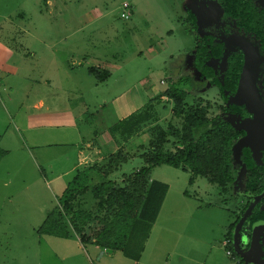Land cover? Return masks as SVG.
I'll return each instance as SVG.
<instances>
[{"label":"rangeland","instance_id":"1","mask_svg":"<svg viewBox=\"0 0 264 264\" xmlns=\"http://www.w3.org/2000/svg\"><path fill=\"white\" fill-rule=\"evenodd\" d=\"M123 3L131 7L128 18L120 16ZM190 13L196 17L197 30L186 17ZM220 13L213 0H0V49L13 50L8 60L0 56V64L8 61L26 66L25 72L33 66L34 77L49 78L53 109L60 119L55 122L59 127L55 128L54 143L43 148L49 163L38 155L40 148L32 149L31 158L19 157L20 164L11 157L0 163V264H98L93 244H82L70 228L65 238L38 230L47 213L56 211L63 190L76 174V169L69 170L78 163L76 144L59 142L82 137L92 140L94 131L125 120L152 102L155 121L144 124L126 143H117L105 134L101 143L93 142L99 148L94 147L96 153L90 161L77 166L82 170L95 163L105 165L120 147L127 159L109 177L120 182L132 174L144 164L140 154L148 148L153 125L179 127L181 118L172 112L173 101L162 93L180 75L201 82L192 65V53L203 27L216 23ZM211 64L220 70L224 65L216 60ZM90 66L108 75L99 81L88 72ZM192 86L195 88L193 81L182 87L190 90ZM190 91L185 110L202 103L209 106L208 116H225L216 86L206 84ZM164 149H174L170 136ZM164 175L175 182L176 177L183 179L182 184L171 183L159 221L179 198L177 205L194 210L197 226L203 225L207 236L210 234L207 239L215 245L205 263L238 264L240 256L227 255L221 240L240 201L242 206L247 199L243 196L244 171L227 192L205 176L187 183L186 172L168 165L153 168L150 177ZM179 184L193 199L179 193ZM93 205L88 191L81 197L80 207L91 209ZM155 237L156 233L151 243ZM105 255L106 264H115L117 253Z\"/></svg>","mask_w":264,"mask_h":264},{"label":"trees","instance_id":"2","mask_svg":"<svg viewBox=\"0 0 264 264\" xmlns=\"http://www.w3.org/2000/svg\"><path fill=\"white\" fill-rule=\"evenodd\" d=\"M215 1L221 9L220 24L212 33L196 39L192 53V65L201 82L196 84L191 75H180L162 93L173 101L172 112L181 118L179 127L170 124L165 129L158 123L154 124L148 148L140 154L144 164L120 182L109 177L127 159L120 147L108 156L105 165L95 163L82 170L76 169L72 181L63 190L58 208L47 213L39 226V233L65 238L70 228L82 244L91 243L99 248L118 250L123 256L138 260L168 189L166 183L151 179L154 167L168 165L186 171L190 175L189 183L193 182L194 177L205 176L210 182L219 185L223 192H227L229 185L235 182L238 173L244 168V191L248 198L240 214L249 201L264 190V153L260 161H255L249 146H243L238 159L235 157L233 147L243 137L244 131L236 130L219 114L208 116L207 104L198 103L191 109H184L190 90L202 88L206 84L216 86L224 101L235 93L244 61L242 51L237 49L227 54L225 70L220 77L211 64V60H222L227 47L226 38L221 36L228 37L231 33L243 36L259 51L255 86L264 103V7L255 0ZM186 17L192 28L197 30L195 15L190 13ZM87 70L99 81L108 75V72L100 73L93 66ZM192 81L195 88L192 86L190 90H185L182 87L191 85ZM161 97L158 95L156 98ZM228 107L225 110L232 112L241 109V106L231 102ZM156 117L154 105L149 102L144 104L142 110L111 125L107 130L117 143H126L144 124L155 121ZM168 136L172 138L173 150L164 149ZM88 191L91 192L94 205L91 209H83L80 199ZM184 193L188 194L186 191ZM240 214L233 215V221L226 226L223 236L227 240L225 249L231 254H236L232 239ZM260 219L264 220V196L240 227L239 236L243 242L246 241L245 247L252 223ZM240 248L244 249L241 245ZM238 264H242L241 257Z\"/></svg>","mask_w":264,"mask_h":264},{"label":"crops","instance_id":"3","mask_svg":"<svg viewBox=\"0 0 264 264\" xmlns=\"http://www.w3.org/2000/svg\"><path fill=\"white\" fill-rule=\"evenodd\" d=\"M12 51L9 48H2L0 49V56L3 55L8 60ZM23 68L27 67L18 66L16 63L8 61L0 64V163L3 164L5 158L11 157L17 158L18 160H15L20 164L22 155L25 158H31L33 156L32 149L40 148L41 151L38 155L47 164L49 163L47 153L43 148L54 143L55 130L59 127L55 126V122H60V119L53 109V97L49 91L51 88L50 79L42 75L38 78L34 77L32 73H35L36 69L33 66H29L30 73L23 71ZM9 77H12V80H9ZM107 129L108 127L94 131V138H100V141L97 142L94 141V138L85 140L84 137L72 142H59L76 144H74V150H78L76 153L78 163L73 164L69 170L77 169L80 163L86 164L90 161L91 157L94 156L92 153H96L94 147L99 148L97 145L94 146L93 142L97 144L106 139L105 134H110ZM97 151L100 152V150ZM158 167L160 166L154 168ZM186 173V180L189 183L190 175L188 172ZM172 178L167 175L159 178L151 177V179L166 183L168 189L156 220L152 224L149 236L145 241L140 258L132 260L123 256L118 250L107 252L104 248L93 245L96 248L94 253L98 264H106L104 261L105 252L108 256L117 253L114 257L115 264H206L205 262L212 254L215 245L207 239L210 234L207 236L203 225L197 226L194 210L179 207L177 203L180 199L177 198L179 200H174V203L167 208L166 216H163L162 220L159 221L160 212L167 203L170 191H172L171 183L178 184L179 181L182 184V176L176 177L177 182ZM169 180L172 181L168 182ZM177 189L184 198L193 199L190 194L184 193L187 190L180 188V184ZM207 205L210 209V204ZM178 221L180 222L178 223ZM155 233L156 237L151 243ZM221 242L225 247L224 237ZM216 248L218 247L216 246ZM225 252H227V249H225Z\"/></svg>","mask_w":264,"mask_h":264},{"label":"water","instance_id":"4","mask_svg":"<svg viewBox=\"0 0 264 264\" xmlns=\"http://www.w3.org/2000/svg\"><path fill=\"white\" fill-rule=\"evenodd\" d=\"M235 40L237 42V45L244 52V63L236 92L230 97L229 100L231 103L237 105H245V108L253 114L252 119L243 121L240 126H236V128H242L246 130V135L242 139H240L233 147V151L237 155L243 146H247L250 144H254L256 146V140L260 136H262V134H264V131L258 132L260 127H264V104L260 101L254 84L257 66L259 64L257 49L244 39L235 38ZM222 62L225 64L226 55L223 57ZM255 148L256 147L253 148L254 153H256ZM262 196H264V190L258 193L252 199V201H250L234 227L233 247L236 254L240 257H247L253 253L256 245V235L258 234L259 229L258 226H255V224H264V221H257L256 223H254L250 246L246 251H242L238 245V235L241 223ZM261 240L264 248V229L261 232ZM106 251L111 252L112 249L107 248ZM261 256H264V250L262 251Z\"/></svg>","mask_w":264,"mask_h":264},{"label":"flooded vegetation","instance_id":"5","mask_svg":"<svg viewBox=\"0 0 264 264\" xmlns=\"http://www.w3.org/2000/svg\"><path fill=\"white\" fill-rule=\"evenodd\" d=\"M204 1H206V0H204ZM213 1H215V0H213ZM256 2H257V4L258 5H260L261 7H264V0H255ZM216 2V1H215ZM221 15V14H220ZM263 20H264V18H263ZM220 24V16H219V18H218V21L216 22V23H214L213 25H206V26H204L203 27V29H204V33H203V35L204 34H206V33H212V30L214 29V28H216L218 25ZM202 35V36H203ZM202 36H200V37H202ZM200 37H198V38H200ZM222 38H226V53L223 55V57L226 55V58H227V54L228 53H230V52H234V51H236L237 49H240V47L237 45V42H236V40H235V38H241V39H244V40H246L247 42H249L246 38H244L243 36H239V35H237V34H235V33H231L228 37H226V36H224V35H222L221 36ZM251 45H253L256 49H257V47L254 45V44H252L251 42H249ZM241 50V49H240ZM242 51V50H241ZM257 52H258V58H259V51H258V49H257ZM242 53H243V55H244V52L242 51ZM223 57H222V59H223ZM222 61V60H221ZM221 61H218V62H221ZM243 63H244V61H243ZM259 65V64H258ZM213 66V65H212ZM214 67V69H215V72L219 75V77L222 75V72L225 70V64L223 65V68L220 70L219 68H216L215 66H213ZM242 68H243V65H242ZM242 68H241V71H242ZM241 71H240V74H241ZM257 71H258V66H257ZM256 77H257V72H256V76H255V79H256ZM239 78H240V75H239ZM255 79H254V84H255ZM238 82H239V79H238ZM209 85V84H208ZM237 86H238V83H237ZM256 87V86H255ZM256 90H257V88H256ZM236 92V91H235ZM258 94V93H257ZM234 95V94H233ZM232 96V95H231ZM230 96V97H231ZM218 97H219V99L223 102L222 104L224 105V107H223V113L225 114V116H223L222 114H220L221 116H223L236 130H238V131H244V134H243V137L246 135V130L245 129H239V128H236V126H240V124L243 122V121H246V120H250V119H252L253 118V114L251 113V112H249L246 108H245V105H238V106H241V109L239 110V111H235V112H232V111H230V110H225V108H229L228 106H229V102H230V100H227V101H224V100H222V98L220 97V93H219V90H218ZM230 97H229V99H230ZM259 97V96H258ZM260 99V98H259ZM229 101V102H228ZM261 101V100H260ZM262 102V101H261ZM263 103V102H262ZM264 104V103H263ZM237 105V104H236ZM242 108L243 109H245V111L247 112V113H245V111H243L242 110ZM227 115V116H226ZM215 116V115H214ZM233 118H235L236 120H234ZM233 119V120H232ZM260 131H264V127H260V129L258 130V132H260ZM242 137V138H243ZM241 138V139H242ZM247 146H249V148L251 149V152H252V157L255 159V161H260L261 160V157L263 156V153H264V134H262V136H260L257 140H256V146L254 145V144H250V145H247ZM254 147H256L255 149H256V153H254L253 152V148ZM241 150V149H240ZM240 153V151L238 152V154ZM238 154L236 155L235 154V157L238 159ZM242 170L244 171V183H245V180H246V171H245V169L244 168H242ZM240 172H241V170H240ZM239 172V173H240ZM239 173H238V175H239ZM238 175H237V177H238ZM244 195L243 196H247V198H248V194H246L245 193V191H244V193H243ZM256 196V195H255ZM254 196V197H255ZM253 197V198H254ZM263 197V196H262ZM261 197V198H262ZM252 198V199H253ZM260 198V199H261ZM252 199L250 200V201H252ZM259 199V200H260ZM247 200V199H246ZM258 200V201H259ZM250 201H249V203H250ZM246 202V201H245ZM244 202V203H245ZM248 203V204H249ZM258 203V202H257ZM256 203V204H257ZM255 204V205H256ZM254 205V206H255ZM248 206V205H247ZM254 206H253V208H254ZM242 207H243V205L241 206V201H240V205L237 207V211L235 212V215L236 214H240V211H241V209H242ZM252 208V209H253ZM246 209V208H245ZM244 209V210H245ZM251 209V210H252ZM244 210L242 211V213L240 214V217L242 216V214H243V212H244ZM251 212V211H250ZM249 212V213H250ZM239 217V218H240ZM247 217V216H246ZM245 217V218H246ZM245 218H244V220H245ZM239 220V219H238ZM243 220V221H244ZM243 221H242V223H243ZM257 221H264L263 219H260V220H257ZM257 221H255V222H253L252 223V225H251V231H250V236H249V238H248V245H247V247H245V242H243V240L241 239V236H239L238 235V245H239V248H240V245H241V247H243L244 249L242 250L241 248V250L242 251H246L248 248H249V246H250V242H251V234H252V230H253V225H254V223H256ZM238 222V221H237ZM242 223H241V225H242ZM255 226H258V234L256 235V245H255V248H254V250H253V253L250 255V256H247V257H241L242 258V264H264V256H261L262 255V251L264 250V248H263V243H262V240H261V232H262V230L264 229V224L263 223H257V224H255ZM241 227V226H240ZM239 234H240V229H239ZM232 243H233V239H232Z\"/></svg>","mask_w":264,"mask_h":264},{"label":"built area","instance_id":"6","mask_svg":"<svg viewBox=\"0 0 264 264\" xmlns=\"http://www.w3.org/2000/svg\"><path fill=\"white\" fill-rule=\"evenodd\" d=\"M122 7H123V11H122V13H121V17L122 18H128L129 16H130V13H131V7H130V5L128 4V3H123L122 4ZM227 243V240H224V244H226ZM228 255H232L231 254V251H229V250H227V252H226Z\"/></svg>","mask_w":264,"mask_h":264}]
</instances>
